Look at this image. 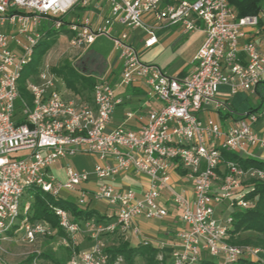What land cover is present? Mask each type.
Returning <instances> with one entry per match:
<instances>
[{"label": "built area", "instance_id": "2783aa9c", "mask_svg": "<svg viewBox=\"0 0 264 264\" xmlns=\"http://www.w3.org/2000/svg\"><path fill=\"white\" fill-rule=\"evenodd\" d=\"M168 28L204 33L184 75L143 61L133 44L134 30L143 32L140 40L149 48ZM52 30L70 53H81L96 37L110 38L119 59L117 83L97 77L90 98L77 100L58 89L61 79L42 61L25 78L22 94V71ZM263 81L264 0L257 13L244 16L228 0H0V250L18 235L31 243L53 234L49 223L28 220L30 200L22 199L36 187L82 208L104 202L100 220L75 221L68 210L53 207L64 233L60 244L68 251L64 264H108L107 237L140 236L137 219L162 220L167 202L182 224L170 264H196L206 254L224 264L240 258L264 264L261 248L227 241L232 217L216 212L225 202L252 207L244 181L264 182V169L243 168L222 153L264 162V95L260 110L237 113L232 102L240 92L256 93ZM135 85L156 104L144 115L126 112L124 122L108 130L112 112L126 98L117 91ZM16 151L28 152L16 157ZM77 154L95 158L91 171L66 165L63 178L50 172ZM121 174L146 177L142 194L107 182ZM90 175L98 182L94 188L84 186ZM174 179L190 182V198L175 190ZM82 233L90 244L77 250ZM34 253L30 264H42L40 252Z\"/></svg>", "mask_w": 264, "mask_h": 264}, {"label": "rangeland", "instance_id": "374dc122", "mask_svg": "<svg viewBox=\"0 0 264 264\" xmlns=\"http://www.w3.org/2000/svg\"><path fill=\"white\" fill-rule=\"evenodd\" d=\"M83 14L84 12H79L78 16L82 17ZM69 17L65 16L66 19H68ZM134 34L137 38L134 40L133 44L136 47L140 58L146 62L148 61L156 63L159 66L163 67L165 70H169V68L178 70L186 68L188 67L190 61L192 65L193 56L204 40L203 32L196 31L180 33L175 28H168L163 31L157 32L158 43L154 47L144 48L142 40H140L143 36V32H141L140 30H135ZM113 54V43L110 38L106 36L96 37L94 41L81 53L67 52L66 43L63 39H61L59 41H55V43L51 45L42 61L49 63L53 67H58L60 65L68 63L72 67L75 74L78 73L82 76H86L87 72H89L91 69H94L96 70L95 72L90 71L88 74H91L95 77L96 72L99 73L104 66L110 65ZM39 66L40 64H37L35 62L28 63L22 71V78H27L29 76L28 73L30 68ZM108 74L109 71L105 69L104 77H106ZM58 77L61 78L60 76ZM61 81L63 84L60 83L58 85V89H60V91L67 90V87L65 86L64 80L62 78ZM78 97L79 99L81 98L80 96ZM261 99L262 97L258 93L240 92L232 97V102L234 104L236 112L242 113L247 112L249 109L260 110L263 105ZM126 108V106H123V108H117L116 114H118L121 109ZM26 152L28 151H16L12 153V155L19 157ZM61 163L64 164V166H86L87 168L92 169L95 163V158L91 155H81L80 157L77 156L73 159H64L61 161ZM51 170L52 168H50V172ZM56 172V176L58 178H61L59 170H57ZM120 181H123L128 188L134 191H138L140 188V182L133 176L122 175L120 177ZM32 196L33 192L27 190V192L24 194L22 202L24 200H31ZM103 204L104 202H98L94 204V208L96 209L95 211L97 213H102ZM237 209V207H232L227 202H225L216 208V212L219 213L220 210H222L223 213H230ZM167 218L168 217H166L164 220H166ZM149 221H154V219H149ZM20 237L21 236L18 235V237L16 236L13 241L4 242L1 245L2 250H0V260H2L4 263L23 264L25 260L28 259V257L32 255V253H34V251H39L41 254L48 253L51 255V257L58 260L61 264H64L66 262L68 251L60 244L59 236H57L56 234L52 235L51 237H40L31 243L21 240ZM85 239L86 237L83 234L77 235V241L80 247H82L85 243ZM125 240H128L129 244L132 246L137 242V237L135 235H132L130 232H126V236L117 233L107 238L109 246H112L113 243H116L117 241H120V243H122ZM159 252L157 254V259L160 260L162 257H164L165 259L169 260L170 255L167 253L166 248L160 249ZM262 255L264 256L263 250ZM202 257H206L207 259L216 261L219 264H224V260L221 257H214L208 254L203 255ZM40 259L42 264H50L51 262H53L51 259L44 258L42 256H40ZM134 259L135 260L133 264H144L143 260L140 257L137 256ZM112 264H126V262L122 257L118 256Z\"/></svg>", "mask_w": 264, "mask_h": 264}, {"label": "trees", "instance_id": "16d2710c", "mask_svg": "<svg viewBox=\"0 0 264 264\" xmlns=\"http://www.w3.org/2000/svg\"><path fill=\"white\" fill-rule=\"evenodd\" d=\"M261 1L262 0H228V3L236 11L237 16H244L257 13L260 8ZM46 37L47 38H44L43 41L39 42L35 46L29 63L35 62L37 64H41L43 57L46 55L51 45L56 41V32L52 30L46 35ZM37 69V67L30 68L28 75H35ZM51 71L56 76H60L64 80L65 86L72 93L80 96L82 99H87L89 97L96 78L91 74H88L87 71L86 76H82L78 73L75 74L72 67L68 63L58 67H52ZM24 80L25 78H21L19 82V88L22 94L25 93L23 90ZM256 93L263 97L264 81L263 85L257 88ZM222 153L225 159H231L240 164L243 168L256 167L264 169V162L256 158L238 157L236 154L226 151H222ZM244 182L251 187L249 192L246 194L245 199L254 200V205L250 208H238L237 210L230 212L232 217V228L228 231L227 241L233 245H250L260 247L264 252V182L257 180H246ZM28 191L33 192L27 214L28 220L31 222L45 221L49 223L53 229L52 235H64L62 229L58 226V219L53 212V207L59 206L68 210L72 220L75 221L91 217H95L99 220L103 218V215L97 213L94 209H89L88 207H78L71 200L60 199L56 201L39 188L30 187ZM10 234H12V231H10ZM82 234L86 237V242H89L88 237L84 233ZM115 234L117 233L112 235ZM52 235L45 237H51ZM76 248L78 250L83 249L84 247H80L78 243ZM106 251L109 255L108 264H112L118 256L122 257L126 264H133L135 260L134 258L137 256L143 260L144 264H170V259L167 260L164 257L160 260L157 259L159 250L147 244H137L135 246H131L129 242L125 240L122 243L117 241L116 243H113L112 246H109L107 242ZM35 256L36 254L32 253V255H30L23 264H30ZM40 256L51 259L53 263H60L48 253H40ZM196 264L219 263L207 259L206 257H201ZM236 264L263 263L249 258H240Z\"/></svg>", "mask_w": 264, "mask_h": 264}, {"label": "crops", "instance_id": "0c3cea01", "mask_svg": "<svg viewBox=\"0 0 264 264\" xmlns=\"http://www.w3.org/2000/svg\"><path fill=\"white\" fill-rule=\"evenodd\" d=\"M134 31H132V33H131L133 38H134L133 42L137 38L136 35L134 34ZM157 43H158V41H157ZM156 44H154L153 46H151L149 48L154 47ZM151 63H153V62H151ZM190 68H191V61L188 65V67H186V68H183L180 70L174 69V68H169V70H167V72H169L170 74L184 75L190 70ZM105 69H107L109 71V74L106 77H104ZM90 71L95 72L96 70L91 69ZM100 71L101 72H99V73L96 72L95 78L96 77H104L110 84L115 85L117 83V81L119 79L120 70H119V59L115 53L113 54V58L110 61V65L104 66L103 69ZM117 73H118V75H117ZM68 91L72 95H74L77 100H86V99H81V98L79 99L78 95L72 93L70 90H68ZM117 92H119L120 94H122L126 98H125L124 102L121 105L116 106L114 111L112 112L110 122L107 125L108 130L113 129L114 127H116L118 125H121L124 122L126 112L131 111L135 115L136 114L144 115L150 109V107H152L156 104L153 100H149L146 98V96L144 94L143 87L141 85L131 86V87H128L127 89H122V90L120 89ZM89 98H90V96L87 99H89ZM123 106H126L127 108L121 109L119 111V113L116 114V109L117 108H123ZM127 126L132 127L133 123L130 121L127 123ZM77 156L80 157L81 155H75L71 158L73 159V158H76ZM64 167H65L64 164L58 163L57 165H55L52 168V172L56 176L55 173H57L56 171L59 170L61 178H63ZM74 168L79 169V170H85V171H91L92 170V169L87 168L86 166H80V167L74 166ZM122 175L133 176L140 182V188L138 191H135V193L137 195H141L143 190H144V187L147 183L146 177H144L142 175L135 176L133 174H121V175L116 176L114 178L107 179V182L111 183L115 187H127L123 181H120V177ZM97 183H98L97 180L92 175H90L89 180L84 184V186L87 188H94L97 185ZM173 185H174L176 191L182 193L187 198L191 197L192 193H191L190 182L174 179ZM163 195L164 196L167 195V192L164 191ZM162 204L169 212L168 216H166L168 218L166 220H164L166 218L165 217L162 220H154V221H149V219H145L143 217L138 218L136 222L139 225L141 234H140V236H136L137 242L135 244H133L132 246H135L137 244H141V242L143 240H147V242H148L147 245H150L154 248H157L158 250H160L162 248H166L167 253L170 255V251L172 249V246L178 242L176 232L182 226V224L177 217V214H176L174 207L169 202L162 203ZM102 207H103L102 208L103 209L102 213H103L105 205L103 204ZM89 244H90V242H86V240H85L83 247L86 248V247H88Z\"/></svg>", "mask_w": 264, "mask_h": 264}]
</instances>
